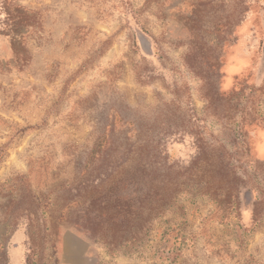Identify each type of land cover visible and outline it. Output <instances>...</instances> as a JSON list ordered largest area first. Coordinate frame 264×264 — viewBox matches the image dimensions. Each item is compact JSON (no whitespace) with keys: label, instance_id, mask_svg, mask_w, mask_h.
I'll return each instance as SVG.
<instances>
[{"label":"rangeland","instance_id":"1","mask_svg":"<svg viewBox=\"0 0 264 264\" xmlns=\"http://www.w3.org/2000/svg\"><path fill=\"white\" fill-rule=\"evenodd\" d=\"M0 264H264V0H0Z\"/></svg>","mask_w":264,"mask_h":264},{"label":"trees","instance_id":"2","mask_svg":"<svg viewBox=\"0 0 264 264\" xmlns=\"http://www.w3.org/2000/svg\"><path fill=\"white\" fill-rule=\"evenodd\" d=\"M141 166H142V168H146L147 164L143 163Z\"/></svg>","mask_w":264,"mask_h":264}]
</instances>
